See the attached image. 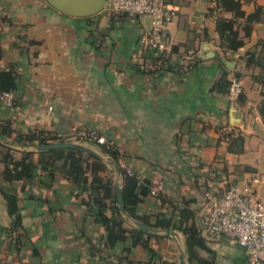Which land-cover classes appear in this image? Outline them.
I'll list each match as a JSON object with an SVG mask.
<instances>
[{"label": "crops", "instance_id": "crops-1", "mask_svg": "<svg viewBox=\"0 0 264 264\" xmlns=\"http://www.w3.org/2000/svg\"><path fill=\"white\" fill-rule=\"evenodd\" d=\"M111 1L0 0V72L14 71L19 99L15 109L0 103V128L10 123L14 130L0 139V159L2 146L18 160L38 152L15 138L42 133L49 142L62 135L109 164L79 135L96 131L127 169L160 187L159 197L137 191L140 217L152 222L160 212L188 210L200 228L205 191L243 187L251 174H264V0H167L178 15L166 28L171 62L161 68L141 44L149 20L114 14ZM221 21L233 23L229 32L243 41L237 51L223 42ZM182 58L190 61L180 66ZM235 77L243 94L232 102L219 85ZM4 170L0 162V180ZM125 175L110 164L101 173L117 192ZM76 192L60 177L50 187L37 180L20 194L24 228L12 233L0 193V264H183L182 257L185 264H248L227 239L203 232L206 248L191 258L181 231L151 228L129 213H122L124 227L150 236V251L107 249L105 227Z\"/></svg>", "mask_w": 264, "mask_h": 264}, {"label": "trees", "instance_id": "trees-1", "mask_svg": "<svg viewBox=\"0 0 264 264\" xmlns=\"http://www.w3.org/2000/svg\"><path fill=\"white\" fill-rule=\"evenodd\" d=\"M236 15L241 17L244 13L236 10ZM233 23L221 21L219 22V33L227 48L231 51H237L243 46V41L238 38L236 31L229 32V28ZM232 79L224 80L219 86L227 89L231 85ZM17 76L14 71L0 72V90L3 92L15 91L17 89ZM16 93V92H15ZM17 97V94H16ZM19 105L17 103L14 108ZM14 130L10 123L1 126L0 134L6 139L12 137ZM86 142L97 145L101 152L110 161L109 164L126 174L119 165L121 153L110 143L109 146L99 145L96 142L83 138ZM16 142L30 147L46 146L54 143L69 142L64 136L59 135L52 138L49 142L40 134H19L15 138ZM239 142V141H238ZM4 153L0 159L5 165V170L1 174L0 193L3 196L7 205L8 213L12 219L10 232H17L24 228L23 217L20 210V194L26 193L29 187L39 180L41 185L50 187L55 184L57 178L60 177L68 182H71L77 187V192L74 194L76 199L82 198V205L86 206L91 214H93L105 227V248L113 249L121 244H127L125 250L131 251L132 248L142 245L147 251H150L149 240L150 236L145 240V232L141 230L129 231L124 227V218L119 205V195L115 187L112 177L104 178L101 173H105L109 169L107 164L101 157L94 153H89L82 148L77 149H54L47 151L31 152L27 151L22 154L20 160L16 159L11 147L2 146ZM38 154V159L35 155ZM89 158L94 161L90 162ZM91 171L94 176H87V171ZM41 171V173H39ZM45 173V174H42ZM125 186L123 189L125 210L133 218L142 224L154 229L165 231L179 230L183 233L186 239L187 250L191 258L195 257L196 250L199 248L205 249L204 239L198 234L197 227L192 223L193 213L188 210H183L178 216L172 212H160L154 216L152 222L150 219L140 217L138 213V204L141 201L137 196V191L141 189L145 194H150V185L148 181H144L142 186H138L135 178H130L127 175ZM20 185V188L17 186ZM164 205V202H163ZM110 208L111 215H107L105 210ZM174 209L173 207H171Z\"/></svg>", "mask_w": 264, "mask_h": 264}, {"label": "built area", "instance_id": "built-area-1", "mask_svg": "<svg viewBox=\"0 0 264 264\" xmlns=\"http://www.w3.org/2000/svg\"><path fill=\"white\" fill-rule=\"evenodd\" d=\"M114 14H126L131 18L148 19L149 30L142 36L141 44L152 52L156 68L171 62V48L166 36V28L178 15V9L167 0H112ZM190 58H182L180 66L188 64ZM243 94L239 78H233L228 91L230 101H237ZM0 103L14 108L17 103L15 91L0 90ZM52 113V108L49 109ZM99 145L109 146L110 142L93 130L79 133ZM62 137V135H59ZM120 168L130 178H135L138 186L144 180L127 169L125 162L119 160ZM150 195L159 197L160 187L150 186ZM203 206L198 211L202 232L210 237H222L237 245L247 257L248 264H264V180L258 175L249 178L241 187L231 183L216 193L208 191L203 195Z\"/></svg>", "mask_w": 264, "mask_h": 264}, {"label": "water", "instance_id": "water-1", "mask_svg": "<svg viewBox=\"0 0 264 264\" xmlns=\"http://www.w3.org/2000/svg\"><path fill=\"white\" fill-rule=\"evenodd\" d=\"M0 139H2L1 135H0ZM77 148H82L86 151H90L88 148L82 147L78 144L71 143V142L54 143V144H50V145H46V146H39V147H37V150L47 151V150H54V149H77ZM118 193H119V205H120L121 212L123 214H127V212L125 210V205H124V194H123L121 189H118ZM140 227L142 229H146V227H144V226H140ZM169 233L175 234L174 232H169ZM181 261L183 264H185L184 263V257L181 258Z\"/></svg>", "mask_w": 264, "mask_h": 264}, {"label": "rangeland", "instance_id": "rangeland-1", "mask_svg": "<svg viewBox=\"0 0 264 264\" xmlns=\"http://www.w3.org/2000/svg\"><path fill=\"white\" fill-rule=\"evenodd\" d=\"M254 175H258L259 177H261V178H264V174H260V173H258V174H251L250 176H249V178H251V177H253ZM230 183H227V184H225V185H223V187H226L227 185H229ZM197 230H198V234L200 235V237H202L203 238V233H202V231H201V229L200 228H198L197 227ZM207 236V235H206ZM218 240L219 239H224V238H217ZM225 240V239H224ZM214 243V242H213ZM220 243L219 242H215L214 243V247H216V248H219L220 246ZM223 247V246H222ZM221 248V247H220ZM226 249H227V247H226ZM233 250L235 251V252H239L240 250H241V248H239L237 245H233Z\"/></svg>", "mask_w": 264, "mask_h": 264}]
</instances>
